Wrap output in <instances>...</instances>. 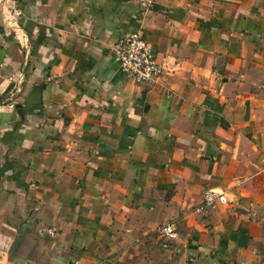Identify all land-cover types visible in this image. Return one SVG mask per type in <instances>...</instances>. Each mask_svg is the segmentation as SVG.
Listing matches in <instances>:
<instances>
[{"label":"crops","instance_id":"1","mask_svg":"<svg viewBox=\"0 0 264 264\" xmlns=\"http://www.w3.org/2000/svg\"><path fill=\"white\" fill-rule=\"evenodd\" d=\"M18 2L0 0V264H264V0ZM131 32L164 67L150 86L109 51ZM206 189L226 201L199 210Z\"/></svg>","mask_w":264,"mask_h":264},{"label":"built area","instance_id":"2","mask_svg":"<svg viewBox=\"0 0 264 264\" xmlns=\"http://www.w3.org/2000/svg\"><path fill=\"white\" fill-rule=\"evenodd\" d=\"M7 4L10 18L20 14L18 0H3ZM110 53L118 60L120 70L130 81L150 86L162 75L164 67L157 61L149 42L138 32L127 33L119 37L110 47ZM226 198L222 192L206 189L203 192L199 210L214 208L224 203ZM160 235L166 240L177 238L172 224H163L159 228Z\"/></svg>","mask_w":264,"mask_h":264},{"label":"water","instance_id":"3","mask_svg":"<svg viewBox=\"0 0 264 264\" xmlns=\"http://www.w3.org/2000/svg\"><path fill=\"white\" fill-rule=\"evenodd\" d=\"M39 101H40L39 87L36 86L27 96L25 106H23L22 109L29 110L35 104L39 103ZM9 118H10V114H8L7 112H0V121L7 122Z\"/></svg>","mask_w":264,"mask_h":264}]
</instances>
